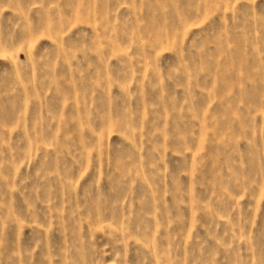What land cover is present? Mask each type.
I'll return each mask as SVG.
<instances>
[{
	"label": "rangeland",
	"instance_id": "1",
	"mask_svg": "<svg viewBox=\"0 0 264 264\" xmlns=\"http://www.w3.org/2000/svg\"><path fill=\"white\" fill-rule=\"evenodd\" d=\"M0 264H264V0H0Z\"/></svg>",
	"mask_w": 264,
	"mask_h": 264
}]
</instances>
